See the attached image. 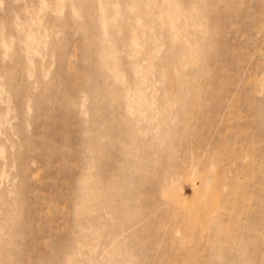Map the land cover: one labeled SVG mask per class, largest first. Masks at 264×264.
Listing matches in <instances>:
<instances>
[{
	"label": "rangeland",
	"instance_id": "374dc122",
	"mask_svg": "<svg viewBox=\"0 0 264 264\" xmlns=\"http://www.w3.org/2000/svg\"><path fill=\"white\" fill-rule=\"evenodd\" d=\"M0 264H264V0H0Z\"/></svg>",
	"mask_w": 264,
	"mask_h": 264
}]
</instances>
